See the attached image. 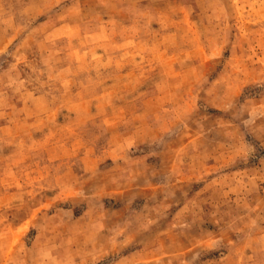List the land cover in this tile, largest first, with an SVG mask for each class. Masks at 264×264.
Returning a JSON list of instances; mask_svg holds the SVG:
<instances>
[{
    "label": "rangeland",
    "instance_id": "374dc122",
    "mask_svg": "<svg viewBox=\"0 0 264 264\" xmlns=\"http://www.w3.org/2000/svg\"><path fill=\"white\" fill-rule=\"evenodd\" d=\"M0 264H264V0H0Z\"/></svg>",
    "mask_w": 264,
    "mask_h": 264
}]
</instances>
